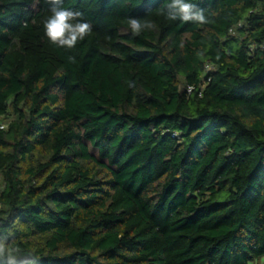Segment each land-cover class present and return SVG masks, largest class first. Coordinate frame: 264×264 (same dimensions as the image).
Returning <instances> with one entry per match:
<instances>
[{
    "label": "trees",
    "instance_id": "trees-1",
    "mask_svg": "<svg viewBox=\"0 0 264 264\" xmlns=\"http://www.w3.org/2000/svg\"><path fill=\"white\" fill-rule=\"evenodd\" d=\"M186 2L209 22L166 19L171 0H63L92 24L69 50L44 34L47 0H0L17 264H264V0ZM131 17L155 27L134 37Z\"/></svg>",
    "mask_w": 264,
    "mask_h": 264
},
{
    "label": "clouds",
    "instance_id": "clouds-1",
    "mask_svg": "<svg viewBox=\"0 0 264 264\" xmlns=\"http://www.w3.org/2000/svg\"><path fill=\"white\" fill-rule=\"evenodd\" d=\"M47 2L51 5V15L43 22L45 36L55 46L74 49L80 41L90 35L92 24L82 19L83 14L80 11L64 8L63 0H47ZM161 14L172 21L180 19L183 22H194L201 25L209 22L203 9L186 0H171V3L167 5V10H161ZM154 27V23L149 20L135 17L128 19V28L134 37L140 36L145 31H151ZM69 60L75 62L74 57H69ZM21 252V248L13 247L0 239V261H5L6 264H17ZM28 256L37 260L31 254Z\"/></svg>",
    "mask_w": 264,
    "mask_h": 264
},
{
    "label": "built area",
    "instance_id": "built-area-1",
    "mask_svg": "<svg viewBox=\"0 0 264 264\" xmlns=\"http://www.w3.org/2000/svg\"><path fill=\"white\" fill-rule=\"evenodd\" d=\"M194 90V88L190 87L188 89V93H192V91ZM6 129V125L0 120V130H5Z\"/></svg>",
    "mask_w": 264,
    "mask_h": 264
},
{
    "label": "rangeland",
    "instance_id": "rangeland-1",
    "mask_svg": "<svg viewBox=\"0 0 264 264\" xmlns=\"http://www.w3.org/2000/svg\"><path fill=\"white\" fill-rule=\"evenodd\" d=\"M254 264H256V263H254Z\"/></svg>",
    "mask_w": 264,
    "mask_h": 264
}]
</instances>
